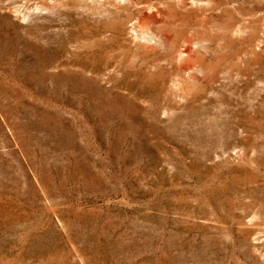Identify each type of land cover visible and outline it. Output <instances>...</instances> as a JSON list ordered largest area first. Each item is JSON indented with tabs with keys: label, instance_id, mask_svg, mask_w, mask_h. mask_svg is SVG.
Listing matches in <instances>:
<instances>
[{
	"label": "rangeland",
	"instance_id": "1",
	"mask_svg": "<svg viewBox=\"0 0 264 264\" xmlns=\"http://www.w3.org/2000/svg\"><path fill=\"white\" fill-rule=\"evenodd\" d=\"M0 264H264V0H0Z\"/></svg>",
	"mask_w": 264,
	"mask_h": 264
},
{
	"label": "bare ground",
	"instance_id": "2",
	"mask_svg": "<svg viewBox=\"0 0 264 264\" xmlns=\"http://www.w3.org/2000/svg\"><path fill=\"white\" fill-rule=\"evenodd\" d=\"M134 30L137 31L138 33H140L143 37H147V35H148L143 26H135Z\"/></svg>",
	"mask_w": 264,
	"mask_h": 264
}]
</instances>
